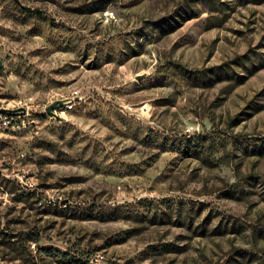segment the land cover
<instances>
[{
	"label": "rangeland",
	"instance_id": "rangeland-1",
	"mask_svg": "<svg viewBox=\"0 0 264 264\" xmlns=\"http://www.w3.org/2000/svg\"><path fill=\"white\" fill-rule=\"evenodd\" d=\"M2 109L0 264H264V0H0Z\"/></svg>",
	"mask_w": 264,
	"mask_h": 264
},
{
	"label": "built area",
	"instance_id": "built-area-1",
	"mask_svg": "<svg viewBox=\"0 0 264 264\" xmlns=\"http://www.w3.org/2000/svg\"><path fill=\"white\" fill-rule=\"evenodd\" d=\"M19 105H26V103H23V100H21L19 102ZM74 105L75 103L72 98H66L64 99V103L61 106L53 109V113L51 114V116L64 117L73 109ZM12 119H13L12 115H9L8 113L0 112V122L2 123V126H5L6 128L11 126Z\"/></svg>",
	"mask_w": 264,
	"mask_h": 264
},
{
	"label": "water",
	"instance_id": "water-1",
	"mask_svg": "<svg viewBox=\"0 0 264 264\" xmlns=\"http://www.w3.org/2000/svg\"><path fill=\"white\" fill-rule=\"evenodd\" d=\"M63 103H64V100H62V99L61 100H56V101L52 102L51 104H49L47 106L46 111L49 114H52L53 113V109L56 108V107L61 106ZM0 112L9 113V114H15L16 110L2 109V110H0Z\"/></svg>",
	"mask_w": 264,
	"mask_h": 264
}]
</instances>
